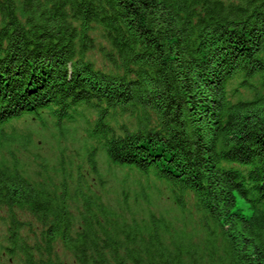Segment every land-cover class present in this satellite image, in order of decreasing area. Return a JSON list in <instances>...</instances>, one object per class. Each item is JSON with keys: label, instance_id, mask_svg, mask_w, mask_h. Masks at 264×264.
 <instances>
[{"label": "trees", "instance_id": "trees-1", "mask_svg": "<svg viewBox=\"0 0 264 264\" xmlns=\"http://www.w3.org/2000/svg\"><path fill=\"white\" fill-rule=\"evenodd\" d=\"M0 223V264H264V0H0Z\"/></svg>", "mask_w": 264, "mask_h": 264}, {"label": "rangeland", "instance_id": "rangeland-1", "mask_svg": "<svg viewBox=\"0 0 264 264\" xmlns=\"http://www.w3.org/2000/svg\"><path fill=\"white\" fill-rule=\"evenodd\" d=\"M92 53H94L93 56H95L96 61L99 62V58L96 55V53L95 52H92ZM3 231H4V225L2 223H0V236L2 235ZM66 257H67L68 260L70 259V256L68 254H67Z\"/></svg>", "mask_w": 264, "mask_h": 264}]
</instances>
